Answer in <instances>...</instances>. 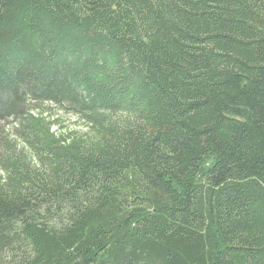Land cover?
Returning a JSON list of instances; mask_svg holds the SVG:
<instances>
[{
    "label": "trees",
    "instance_id": "16d2710c",
    "mask_svg": "<svg viewBox=\"0 0 264 264\" xmlns=\"http://www.w3.org/2000/svg\"><path fill=\"white\" fill-rule=\"evenodd\" d=\"M0 264H264V0H0Z\"/></svg>",
    "mask_w": 264,
    "mask_h": 264
},
{
    "label": "rangeland",
    "instance_id": "374dc122",
    "mask_svg": "<svg viewBox=\"0 0 264 264\" xmlns=\"http://www.w3.org/2000/svg\"><path fill=\"white\" fill-rule=\"evenodd\" d=\"M45 115L51 117L52 119H57L59 124V129H71L86 132L89 129L88 124L84 119L78 118L73 114L66 113L60 110L57 106L53 104L45 105Z\"/></svg>",
    "mask_w": 264,
    "mask_h": 264
}]
</instances>
